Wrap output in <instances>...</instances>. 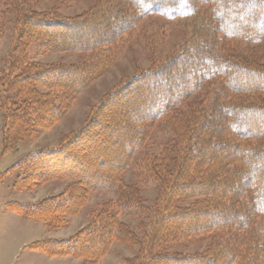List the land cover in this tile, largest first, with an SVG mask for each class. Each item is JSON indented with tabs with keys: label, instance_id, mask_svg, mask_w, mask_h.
I'll list each match as a JSON object with an SVG mask.
<instances>
[{
	"label": "trees",
	"instance_id": "16d2710c",
	"mask_svg": "<svg viewBox=\"0 0 264 264\" xmlns=\"http://www.w3.org/2000/svg\"><path fill=\"white\" fill-rule=\"evenodd\" d=\"M42 1L3 0L16 16L8 64L0 73L3 152L62 119L122 53L144 17L180 19L190 31L173 52L106 93L79 130L18 162L23 177L17 186L74 178L60 195L10 205L49 227L64 226L89 191L118 193L76 234L35 247L89 262L113 241H124L141 244L139 264H264V64L253 58L264 53V0H99L71 18L36 10ZM96 28L101 35L78 34ZM31 45L37 56L76 51L86 57L45 64L32 59ZM154 126L166 142L141 158L138 176L143 187L162 190L142 241L118 214L141 215L150 208L141 189L124 183L121 173ZM103 127L111 139L95 136ZM208 237L205 250L193 255L168 248Z\"/></svg>",
	"mask_w": 264,
	"mask_h": 264
},
{
	"label": "rangeland",
	"instance_id": "374dc122",
	"mask_svg": "<svg viewBox=\"0 0 264 264\" xmlns=\"http://www.w3.org/2000/svg\"><path fill=\"white\" fill-rule=\"evenodd\" d=\"M97 1L99 0H43L35 8L39 11L55 12L60 17L71 18L91 10ZM4 9L3 0H0V28L4 32V37L0 40V73L6 70L8 64L7 54L14 38L16 17L14 11L10 9L4 11ZM99 31L96 28L92 31H80L78 34L90 37V33L100 34ZM189 31L190 27L180 19L165 17L161 14L144 17L128 36L122 53L116 57L107 71L97 76L76 96L74 103L62 119L42 129L35 138L20 140L8 152H3L1 146L3 118L0 109V264H139L141 244L124 241H113L101 258L89 262L83 257L70 254H48L36 248L38 241L64 239L79 232L105 201H116L118 193L115 190L89 191L85 203L68 217V222L64 226L49 227L41 219L26 216L12 209L10 205L15 202L32 204L50 196L60 195L67 190L74 178L72 176L52 178L33 188L21 187L17 186L16 182L23 177V171L17 164L27 154L38 149L55 147L66 135L79 130L85 124L93 105L100 102L106 93L130 77L149 69L155 60L173 52ZM29 54L36 61L61 65L74 64L86 57L85 53L76 51H55L37 56L35 45H31ZM253 58L256 62L264 64V53H256ZM123 99L121 98L122 101ZM124 106L114 109L113 119L120 116L119 113ZM98 134H103L110 139L113 136V133H109L108 128L104 127L95 136ZM95 136L86 142L88 143L90 139L95 140L97 138ZM165 142L159 128L154 126L145 146L133 156L129 167L121 173L124 183L134 184L141 189L140 195L150 208L148 213L141 215H128L121 212L118 214L119 219L138 234L142 241L153 219V207L162 188L161 186L143 187L138 176V165L144 155L156 153L160 145L162 146ZM107 151L108 155L116 156L113 150L107 149ZM88 153L92 155L90 149ZM210 241V237L195 241L183 240L168 248L170 251L193 255L204 251Z\"/></svg>",
	"mask_w": 264,
	"mask_h": 264
}]
</instances>
